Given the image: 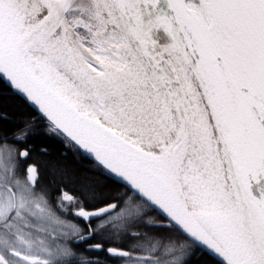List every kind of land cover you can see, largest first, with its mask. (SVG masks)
I'll use <instances>...</instances> for the list:
<instances>
[{
	"label": "snow or ice",
	"instance_id": "snow-or-ice-1",
	"mask_svg": "<svg viewBox=\"0 0 264 264\" xmlns=\"http://www.w3.org/2000/svg\"><path fill=\"white\" fill-rule=\"evenodd\" d=\"M0 76L37 112L0 134V264H264V0H0ZM36 120L125 191L53 198Z\"/></svg>",
	"mask_w": 264,
	"mask_h": 264
},
{
	"label": "trees",
	"instance_id": "trees-1",
	"mask_svg": "<svg viewBox=\"0 0 264 264\" xmlns=\"http://www.w3.org/2000/svg\"><path fill=\"white\" fill-rule=\"evenodd\" d=\"M0 113H6L7 120H0V134L11 137L24 122L36 117V110L0 77ZM42 121L36 120L31 128L27 147L31 150V162L38 166L42 175V183L48 187L53 198L60 195L57 189L80 195L85 182L103 191L104 196L123 192L125 189L115 177L100 175V169L93 160L82 151L68 150L62 138L46 132ZM59 166L60 171L53 174V168ZM91 207V206H90ZM68 219H72L68 217ZM96 241H93L95 243ZM192 264H209L206 257H194Z\"/></svg>",
	"mask_w": 264,
	"mask_h": 264
},
{
	"label": "flooded vegetation",
	"instance_id": "flooded-vegetation-1",
	"mask_svg": "<svg viewBox=\"0 0 264 264\" xmlns=\"http://www.w3.org/2000/svg\"><path fill=\"white\" fill-rule=\"evenodd\" d=\"M29 164H33L31 162H28ZM86 247V245L82 246V249ZM88 255H90L93 259H99L101 260L102 262H104V264H117L116 261H113L112 259H110L107 254H104V253H101V254H98V255H93L91 253H89Z\"/></svg>",
	"mask_w": 264,
	"mask_h": 264
},
{
	"label": "water",
	"instance_id": "water-1",
	"mask_svg": "<svg viewBox=\"0 0 264 264\" xmlns=\"http://www.w3.org/2000/svg\"><path fill=\"white\" fill-rule=\"evenodd\" d=\"M9 86H10V84H9V82L6 80V78H4L3 76H0ZM10 88L12 89V87L10 86ZM20 95V94H19ZM21 96V95H20ZM22 97V96H21ZM23 98V97H22ZM24 99V98H23ZM25 100V99H24ZM29 105H31L30 103H29ZM32 106V105H31ZM33 107V106H32ZM34 108V107H33ZM35 109V108H34ZM36 110V109H35ZM87 155V154H86ZM90 157V156H89ZM91 158V157H90ZM92 159V158H91Z\"/></svg>",
	"mask_w": 264,
	"mask_h": 264
}]
</instances>
